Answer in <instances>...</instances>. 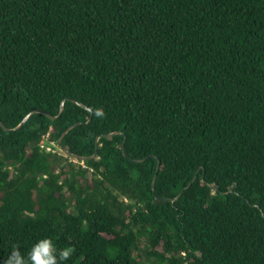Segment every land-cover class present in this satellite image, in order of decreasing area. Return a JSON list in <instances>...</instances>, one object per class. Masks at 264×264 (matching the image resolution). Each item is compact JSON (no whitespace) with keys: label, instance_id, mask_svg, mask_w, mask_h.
<instances>
[{"label":"trees","instance_id":"16d2710c","mask_svg":"<svg viewBox=\"0 0 264 264\" xmlns=\"http://www.w3.org/2000/svg\"><path fill=\"white\" fill-rule=\"evenodd\" d=\"M67 98L0 125V261L264 264V0H0V121Z\"/></svg>","mask_w":264,"mask_h":264},{"label":"clouds","instance_id":"9594fccd","mask_svg":"<svg viewBox=\"0 0 264 264\" xmlns=\"http://www.w3.org/2000/svg\"><path fill=\"white\" fill-rule=\"evenodd\" d=\"M102 114L100 111L97 112V115ZM73 252V246L58 250L51 239L43 238L33 244L27 257L22 255L19 249H14L8 255L7 260L3 259L0 264H64Z\"/></svg>","mask_w":264,"mask_h":264},{"label":"water","instance_id":"95a60500","mask_svg":"<svg viewBox=\"0 0 264 264\" xmlns=\"http://www.w3.org/2000/svg\"><path fill=\"white\" fill-rule=\"evenodd\" d=\"M68 99H69V98L65 99V100L62 102L61 110H60V113H59L58 116H53V115H51V114H49V113H47V112H45V111H34V112H31L30 114H28V115L26 116V118L23 120V122H22L18 127L14 128V129H9V128L6 127V126L4 125V123H2L1 121H0V125H1V126L4 128V130L7 131V132H15V131H18V130H20L21 128H23L24 125L27 123V121L30 119V117H31L33 114L37 113V112H40V113H42V114L47 115L51 120H57V119H59V118L63 115V113H64V111H65L66 102H67ZM72 101H74L76 104L82 106L83 108L88 109L85 105L81 104L80 102H78V101H76V100H74V99H72ZM77 125H78V124H76V125H72L71 127H69V128L63 133V135H62V136L60 137V139L58 140V145H59V147L61 148V150H62L67 156H70V157H72V158H74V159H76V160H80V161L85 162V161H87V160L97 158V156H98V154H99V153H98L99 139H98L97 142H96V145H97V151H96V153H95L92 157H81V156L75 155V154H73L72 152H70V150L67 149V148L64 146V144H63V140H64V138H65V137L67 136V134H68L71 130H73ZM122 134H123V132L118 131V132H114V133L107 134V135H105V137H114V136H116V135H122ZM126 142H127V136L125 137V141H124V143H123V145H122V152H123L124 156H126V153H125V144H126ZM152 158H158V156L153 155ZM145 161H146V160L132 159V162H135V163H144ZM161 166H162V161L159 159V163H158V166H157V169H156V174H155V177H154V180H153V183H152V189H153V192H154L155 194H156V183H157V179H158L159 172H160V170H161ZM196 179H197V176L195 177V179L193 180L192 183H194V182L196 181ZM192 183H190L188 187H190V186L192 185ZM188 187H187V188H188ZM187 188H185V189L180 193V195H179L178 198H176V199L165 198L164 200H166V201H171V202H175L177 199H179V198L183 195L184 191H185Z\"/></svg>","mask_w":264,"mask_h":264},{"label":"built area","instance_id":"2783aa9c","mask_svg":"<svg viewBox=\"0 0 264 264\" xmlns=\"http://www.w3.org/2000/svg\"><path fill=\"white\" fill-rule=\"evenodd\" d=\"M41 147L45 149V151L48 153L57 154V153L63 152L61 148L59 147L58 142L52 141L49 135L44 137V142L42 143ZM126 201L128 200L126 199Z\"/></svg>","mask_w":264,"mask_h":264},{"label":"rangeland","instance_id":"374dc122","mask_svg":"<svg viewBox=\"0 0 264 264\" xmlns=\"http://www.w3.org/2000/svg\"><path fill=\"white\" fill-rule=\"evenodd\" d=\"M141 244H140V248L141 249H143L144 248V246H145V242H146V239L145 238H143L142 240H141ZM135 255H139V254H137V252H135ZM142 262H143V260H142ZM142 264H153L152 262H147V261H145V262H143Z\"/></svg>","mask_w":264,"mask_h":264}]
</instances>
